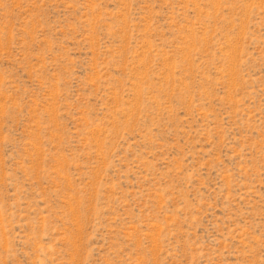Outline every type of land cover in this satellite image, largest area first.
I'll list each match as a JSON object with an SVG mask.
<instances>
[{
    "label": "rangeland",
    "instance_id": "rangeland-1",
    "mask_svg": "<svg viewBox=\"0 0 264 264\" xmlns=\"http://www.w3.org/2000/svg\"><path fill=\"white\" fill-rule=\"evenodd\" d=\"M0 264H264V0H0Z\"/></svg>",
    "mask_w": 264,
    "mask_h": 264
}]
</instances>
